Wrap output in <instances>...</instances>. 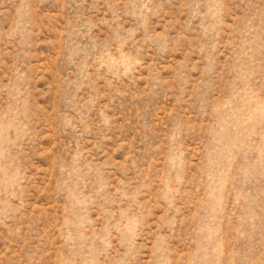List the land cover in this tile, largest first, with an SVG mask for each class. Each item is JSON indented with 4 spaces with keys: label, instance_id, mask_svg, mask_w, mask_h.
I'll use <instances>...</instances> for the list:
<instances>
[{
    "label": "rangeland",
    "instance_id": "obj_1",
    "mask_svg": "<svg viewBox=\"0 0 264 264\" xmlns=\"http://www.w3.org/2000/svg\"><path fill=\"white\" fill-rule=\"evenodd\" d=\"M0 264H264V0H0Z\"/></svg>",
    "mask_w": 264,
    "mask_h": 264
}]
</instances>
